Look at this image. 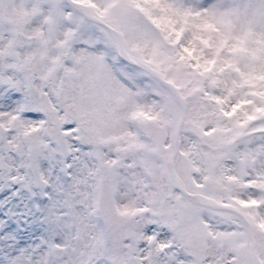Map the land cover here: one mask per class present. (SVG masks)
I'll use <instances>...</instances> for the list:
<instances>
[{
  "label": "snow or ice",
  "instance_id": "obj_1",
  "mask_svg": "<svg viewBox=\"0 0 264 264\" xmlns=\"http://www.w3.org/2000/svg\"><path fill=\"white\" fill-rule=\"evenodd\" d=\"M0 264H264V0H0Z\"/></svg>",
  "mask_w": 264,
  "mask_h": 264
}]
</instances>
